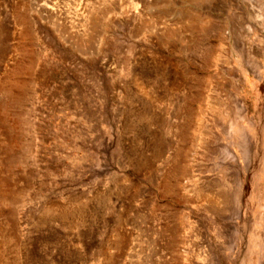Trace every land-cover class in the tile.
Masks as SVG:
<instances>
[{"label": "rangeland", "instance_id": "obj_1", "mask_svg": "<svg viewBox=\"0 0 264 264\" xmlns=\"http://www.w3.org/2000/svg\"><path fill=\"white\" fill-rule=\"evenodd\" d=\"M0 264H264V0H0Z\"/></svg>", "mask_w": 264, "mask_h": 264}]
</instances>
